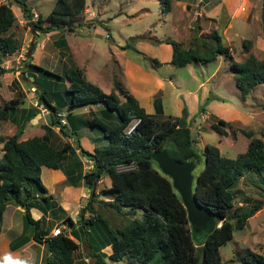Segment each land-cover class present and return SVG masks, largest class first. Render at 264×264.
I'll return each instance as SVG.
<instances>
[{
  "label": "trees",
  "instance_id": "trees-1",
  "mask_svg": "<svg viewBox=\"0 0 264 264\" xmlns=\"http://www.w3.org/2000/svg\"><path fill=\"white\" fill-rule=\"evenodd\" d=\"M13 1L30 26L32 39L28 53L35 48L37 33L72 31L75 26L81 25L80 20L83 19L85 0H54L50 11L43 18L37 15L35 19H32L33 13L24 0ZM156 1L161 14L170 11V0ZM10 5L9 0L0 2V62L3 56L11 55L20 46L11 32L16 18ZM87 23L90 22H83ZM204 37H209L210 41ZM154 42L171 45L168 63L176 67L210 62L217 55L228 58L227 47L216 30L195 35L191 44L184 48L180 42L168 38ZM54 44L67 50L62 35ZM127 46L128 43L125 44ZM29 58L26 55L23 59L22 72L33 80L36 105H20L23 98L21 91L0 105V121L9 120L17 129L8 137L0 136V229L8 203L20 206L26 223L32 227L30 233L20 234L10 249L15 250L32 240L41 243L45 249L40 264L74 262L77 230L70 217H65L62 221L65 226L55 236L49 235L48 227L41 226L47 211L61 208L41 182V167H46L61 170L67 185L77 186L82 182L87 189L83 208L92 215L82 220V224L97 227L100 236L96 237L97 241L100 239L97 245L86 239L91 264H107V261H124V264H220L218 247L231 238L233 227L242 228L260 207V201L235 207L233 187L248 172L254 173L258 184L264 186L263 141L252 137L251 130H242L249 140L245 150L235 157L221 156L218 147L209 143H204L198 152L194 148L184 104L179 116L159 118L163 113L157 97L153 99L154 112L147 113L132 94L124 91L116 78L112 79V87L105 93L86 80L81 68L70 65L56 75L58 73L30 63ZM149 61L153 66L160 65L155 58H149ZM229 69L241 99L258 84H264V61H257L251 56L240 62L230 60ZM10 71L0 65V75ZM90 104L95 105L96 110L89 109L86 115L70 113L73 106ZM38 106L45 109L49 116V122L43 125V133L18 139L24 124L39 113ZM64 107L66 114L62 117ZM203 111V105H199L198 112ZM211 117L215 121L210 127L218 134L226 135L224 127L228 128L229 123L216 116ZM61 118L65 119L64 123H61ZM53 127L61 135L71 138V142L64 141L60 146H54L51 142ZM79 128L97 130L100 135L93 137L92 141L102 143L94 145L91 151L84 149L79 142ZM164 146L175 151L177 160H192L196 164L202 159L203 166L195 176L193 193L196 202L213 217L214 226L210 231H190L185 209L170 179L152 166L155 163L150 157L151 152ZM83 158L90 161L91 166L87 169L83 166ZM102 177H108L110 184L98 192L96 185ZM100 195L106 198L101 203L117 214L124 211L134 215L139 211V218L134 217L121 228H111L92 208V202ZM30 208L39 210L40 217L32 218ZM69 226L72 228L67 230ZM79 228L85 234L93 232L92 229L86 232V227L82 225ZM108 245L111 252L105 254L101 250ZM246 255L243 264H264V256L250 251ZM14 264L32 263L27 258H21Z\"/></svg>",
  "mask_w": 264,
  "mask_h": 264
},
{
  "label": "rangeland",
  "instance_id": "rangeland-1",
  "mask_svg": "<svg viewBox=\"0 0 264 264\" xmlns=\"http://www.w3.org/2000/svg\"><path fill=\"white\" fill-rule=\"evenodd\" d=\"M9 1L16 18L11 32L19 40L20 46L11 55L1 58L0 65L11 71L0 75V105L19 91L23 97L20 105L24 107L36 105L33 80L31 76L22 72L24 70L22 61L26 55L30 57V63L55 71L58 73L56 75H60L62 69L70 65H74L73 68H81L86 80L93 84L98 82V87L106 93L112 87V85L109 87V80L111 82L113 78H116L120 81L121 68L118 64L123 63L124 59H134L143 68H149L151 66L149 58L157 60L165 58L164 49L160 47V43L154 41L168 38L180 42L184 48L191 44L195 35H204L216 30L223 45L227 47L228 58L217 55L210 62L188 63L179 67L164 63L157 71L173 77L176 87L174 86L172 91L186 89L190 93H195L186 97V106L190 113L188 115L187 112V121L196 151L200 152L204 143H209L218 147L221 156L233 158L245 150L249 140L242 130H251L252 137L261 139L264 144V84H258L244 99H241L234 84L233 73L229 69L230 60L240 62L251 56L257 61H264V0H170V11L166 14L160 13L156 0H85L81 25L77 27L74 25L72 31L55 30L37 33L36 45L32 53L27 52L32 39L30 26L23 19L16 2ZM24 1L33 13L32 19H35L37 15L43 18L54 3V0ZM183 2L189 3L186 8L182 5ZM85 21L90 23L83 24ZM61 35L65 39L67 50L60 49L54 44ZM204 38L210 41L209 37ZM125 43H128V49L121 48ZM168 45L172 50L171 45ZM138 50L139 53L143 52V55L137 54ZM12 78L15 82H12ZM122 88L129 92L123 84ZM165 100L164 105H168L163 112L181 114L180 110L173 108L172 103L169 104L172 98L167 97ZM199 105H203V112H198ZM38 107L39 113L24 124L18 139L43 133V125L49 122V116L45 109ZM88 107L87 105L73 106L70 113L96 110L95 106ZM65 112L64 107L61 112L62 117L66 114ZM201 114L205 116L201 118ZM166 116L162 115L159 118ZM211 116L229 123L228 128L224 127L226 135L218 134L210 127V124L215 121ZM53 130L51 142L54 146H60L64 141L71 142V139L61 135L56 127H53ZM16 131V125L13 122L0 121L1 137H8ZM78 133L80 144L84 149H88L89 144L93 147L102 143V141H92L93 137L100 135L97 130L79 128ZM152 166L157 168L156 164ZM202 166L203 161L200 159L192 170L194 176ZM41 169L42 184L55 203L66 208V213H70V219L77 230V249L74 252L73 264H91L92 258L87 256L89 247L86 239L97 245L100 239L97 241L96 237L100 236L97 227H93L92 224H82V220L92 215L83 208L88 192L86 191L81 198L80 190H76L77 187L58 180L49 172L50 169L45 167ZM109 184V178L102 177L96 185V191L100 192ZM233 195L235 207H241L253 201H260V207L247 219L242 228L233 227L231 238L218 247L220 264H243L242 260L247 256V251L264 256V186L258 184L254 173L248 172L243 174L233 187ZM98 198L92 202V208L98 211L113 229L121 228L134 217L140 216L139 211H136L134 215L124 211L117 214L112 208L101 203V199H104L102 195ZM41 203L44 202L41 201ZM62 208H56L49 213L50 230L54 224L60 229L65 226L59 220L63 213ZM30 214L34 219L40 217V211L36 209ZM3 216L4 222L12 217V226L9 230L2 223L0 264H14L21 258H27L32 264H40L45 253L41 243L29 240L23 249L20 246L15 250L9 249L11 239H14L13 243H15L18 238L15 236L19 233L28 234L32 231V227L26 223L23 209L9 203L3 211ZM79 225L86 227V232L89 229L93 232L85 234ZM44 227H46L45 223H43ZM101 251L105 254L109 253L108 249ZM107 264H124V261H107Z\"/></svg>",
  "mask_w": 264,
  "mask_h": 264
},
{
  "label": "crops",
  "instance_id": "crops-1",
  "mask_svg": "<svg viewBox=\"0 0 264 264\" xmlns=\"http://www.w3.org/2000/svg\"><path fill=\"white\" fill-rule=\"evenodd\" d=\"M188 4H189L188 2H183L182 5L186 8ZM125 44H123V46L121 47L122 49H126L128 47V46L125 47ZM160 47L164 49V52H165L166 56H165V58H163L161 60H157V59L156 60L158 62H160V65H162L164 63L169 64L168 62H169V60L171 58V49H170V46L167 43H162L161 42L160 43ZM141 53H143V52H141ZM117 64H118V62H117ZM118 65L121 68L120 81L122 82V84L124 85V87H126V89L130 92V94H132L137 99L139 105L142 106L147 113L152 114L154 112L153 99L155 97H157L159 99V101H160V105H161V108H162V113H163L162 115L179 116L180 114L175 115V114H172V113L163 112V110L168 105V104L164 105V102L166 101L165 99H167V97L169 99L172 98L173 100H171V101L169 100V104L172 103L173 104V108H176V109H178V110L181 111L182 105L184 104L186 106V97L188 95H194L195 94L194 92L193 93H190L186 89H183L181 91H172V88L175 86L174 79L170 75L167 76V75H164V74H160L157 71V69L160 67V65L153 66L151 64V66L149 68L148 67H144L143 68L142 66H140L139 62H137L136 60L131 59V58L124 59L123 63H119ZM14 78L16 80H18V78L16 76H14ZM14 78H12V79H14ZM108 83H110L109 84V87H111L110 80L108 81ZM95 85L98 86V82H96ZM173 90H175V89H173ZM88 106L87 107L90 108L91 106L93 107L95 105H88ZM186 109H187V106H186ZM188 110L189 109H187V112H188ZM86 113L87 112L84 113V111H81L80 113H76V114L86 115ZM188 115H190L189 112H188ZM204 116H205L204 114H201L200 115L201 118H203ZM69 139H71V138H69ZM79 139H80V137H79ZM90 148H92V146L89 144V148L86 149V150L91 151L92 149H90ZM41 168H43V167H41ZM41 171H42V169H41ZM49 172L52 173L54 176H56V178L58 180H60V181L62 180V181L65 182V176L63 175V173H62L61 170H59V169H50ZM74 187H77L76 190H80V196H81V198H83V196L86 193L87 189L84 187V185L82 184V182H80L77 186H74ZM81 188H82V191H81ZM98 200H100V199L98 198ZM101 200H105V198L104 199H101ZM78 204H79V199H78ZM78 206H80V205H78ZM34 209L35 208H30L29 212H31ZM62 211H63V213H62V215H60V219H59L60 221H63L66 216H69L70 217V213H66L67 212L66 208H62ZM49 213H51V212H48L47 211L44 214V220H42L41 226L43 228V223H45L46 227H48L49 228V231H50V226L48 224ZM40 214H41V212H40ZM5 222H4V216H2V223H3V225H5L10 230L11 229V226H12L11 225V223H12V217L8 218ZM54 226H56V224H54L52 226V228ZM1 227H2V224H1ZM69 227L67 229H69ZM0 231H1V229H0ZM18 235L15 236V238H17ZM13 240L14 239H11L9 241V249H10V246L12 245V243L14 242ZM75 241L77 242V240H75ZM25 245L26 244L24 243L23 245L20 246V248L23 249L25 247ZM41 247H42V244H41ZM42 249H43V247H42ZM103 249H108L109 250V253L111 252L110 246H106Z\"/></svg>",
  "mask_w": 264,
  "mask_h": 264
},
{
  "label": "water",
  "instance_id": "water-1",
  "mask_svg": "<svg viewBox=\"0 0 264 264\" xmlns=\"http://www.w3.org/2000/svg\"><path fill=\"white\" fill-rule=\"evenodd\" d=\"M150 157L158 170L170 179L171 186L178 194L185 209L190 231H210L214 226L213 217L207 209L196 202L193 193L196 177L193 175L192 170L195 163L192 160H177L175 151L168 149L166 146L154 149ZM71 228L72 226L69 227V229Z\"/></svg>",
  "mask_w": 264,
  "mask_h": 264
},
{
  "label": "built area",
  "instance_id": "built-area-1",
  "mask_svg": "<svg viewBox=\"0 0 264 264\" xmlns=\"http://www.w3.org/2000/svg\"><path fill=\"white\" fill-rule=\"evenodd\" d=\"M3 1H5V0H0V2H3ZM64 122H65V120L64 119H61V123H64ZM83 166H84V168L86 167V169L89 168L91 166L90 165V161L84 159ZM60 232H61V229L58 226H54L50 230L49 235L50 236H55V235H58Z\"/></svg>",
  "mask_w": 264,
  "mask_h": 264
},
{
  "label": "clouds",
  "instance_id": "clouds-1",
  "mask_svg": "<svg viewBox=\"0 0 264 264\" xmlns=\"http://www.w3.org/2000/svg\"><path fill=\"white\" fill-rule=\"evenodd\" d=\"M65 120V119H64ZM62 229V228H61ZM68 230V229H67ZM50 232V231H49ZM7 259V258H6Z\"/></svg>",
  "mask_w": 264,
  "mask_h": 264
}]
</instances>
